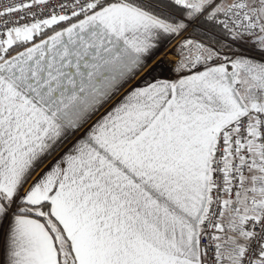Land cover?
I'll return each mask as SVG.
<instances>
[{
  "label": "snow or ice",
  "instance_id": "1",
  "mask_svg": "<svg viewBox=\"0 0 264 264\" xmlns=\"http://www.w3.org/2000/svg\"><path fill=\"white\" fill-rule=\"evenodd\" d=\"M0 264H264V0H0Z\"/></svg>",
  "mask_w": 264,
  "mask_h": 264
}]
</instances>
